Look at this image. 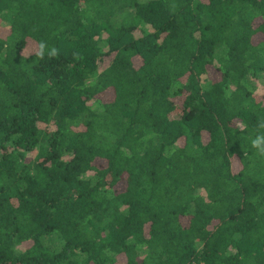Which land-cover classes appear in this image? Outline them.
I'll use <instances>...</instances> for the list:
<instances>
[{
    "label": "trees",
    "instance_id": "16d2710c",
    "mask_svg": "<svg viewBox=\"0 0 264 264\" xmlns=\"http://www.w3.org/2000/svg\"><path fill=\"white\" fill-rule=\"evenodd\" d=\"M260 85L264 0H0V264H264Z\"/></svg>",
    "mask_w": 264,
    "mask_h": 264
},
{
    "label": "rangeland",
    "instance_id": "374dc122",
    "mask_svg": "<svg viewBox=\"0 0 264 264\" xmlns=\"http://www.w3.org/2000/svg\"><path fill=\"white\" fill-rule=\"evenodd\" d=\"M24 52H26V50L24 51ZM258 93H257V95L260 97H262L263 99H264V88L260 85L259 87H258Z\"/></svg>",
    "mask_w": 264,
    "mask_h": 264
}]
</instances>
